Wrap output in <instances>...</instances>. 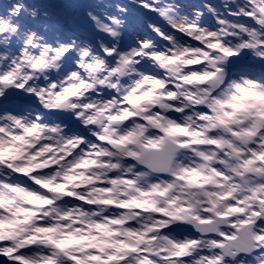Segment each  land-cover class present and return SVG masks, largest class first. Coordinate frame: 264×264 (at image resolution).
I'll list each match as a JSON object with an SVG mask.
<instances>
[{
	"label": "clouds",
	"instance_id": "9594fccd",
	"mask_svg": "<svg viewBox=\"0 0 264 264\" xmlns=\"http://www.w3.org/2000/svg\"><path fill=\"white\" fill-rule=\"evenodd\" d=\"M0 264H264V0H0Z\"/></svg>",
	"mask_w": 264,
	"mask_h": 264
},
{
	"label": "rangeland",
	"instance_id": "374dc122",
	"mask_svg": "<svg viewBox=\"0 0 264 264\" xmlns=\"http://www.w3.org/2000/svg\"><path fill=\"white\" fill-rule=\"evenodd\" d=\"M83 7H85L84 4H69L67 6L65 10V13H66V16L67 18H72V17H76L77 16V12L75 11V9H82ZM82 18V15L81 17L78 19V23L81 24V19ZM65 23H67V20L65 21ZM82 26V25H81Z\"/></svg>",
	"mask_w": 264,
	"mask_h": 264
},
{
	"label": "trees",
	"instance_id": "16d2710c",
	"mask_svg": "<svg viewBox=\"0 0 264 264\" xmlns=\"http://www.w3.org/2000/svg\"><path fill=\"white\" fill-rule=\"evenodd\" d=\"M61 5H63V4H55V5H53V6L56 7V8H60Z\"/></svg>",
	"mask_w": 264,
	"mask_h": 264
}]
</instances>
